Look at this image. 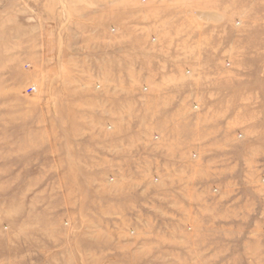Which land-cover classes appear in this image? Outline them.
<instances>
[{"label":"rangeland","instance_id":"1","mask_svg":"<svg viewBox=\"0 0 264 264\" xmlns=\"http://www.w3.org/2000/svg\"><path fill=\"white\" fill-rule=\"evenodd\" d=\"M131 1L0 0V264H264V0Z\"/></svg>","mask_w":264,"mask_h":264},{"label":"crops","instance_id":"2","mask_svg":"<svg viewBox=\"0 0 264 264\" xmlns=\"http://www.w3.org/2000/svg\"><path fill=\"white\" fill-rule=\"evenodd\" d=\"M119 4H120V2L113 4L112 8L120 7ZM129 4L130 5L132 4V7H133V10L135 11V13H137L138 11H142V9H144L143 5H141V2L139 3L138 0H132L131 3H129ZM147 30L149 32L152 31L150 28H148ZM143 31H145V29H143ZM155 31L156 30H154V33H155ZM118 45L119 44H114L113 49H116L118 47ZM152 47H151V49H152ZM143 49L144 48L141 44L135 45L133 48L132 54L129 55V58L132 59L134 61V63H139V62L143 61L147 64L145 67L146 68L145 72L148 74L147 79L150 81V83H152V81L157 80L156 78L162 79L163 77L167 76L164 73L169 72L171 67L175 68L174 65H172V64L174 63V61L177 58L175 59L171 56L165 57L168 54L167 53L165 54L164 48L163 49L162 48H156V50H153V52H155L156 55H157V53H161L158 56L143 54V52H144V51H142ZM73 59H76V58H73ZM115 59H116V55H112L111 60L113 61ZM178 67H179V65H177V68ZM108 93L110 95V94H113L114 92H112V93L107 92V93H105V96ZM118 103H119L118 99H115L114 96L113 97L110 96V97H106V99H103V101H102L103 106L102 107L114 109V108H117Z\"/></svg>","mask_w":264,"mask_h":264},{"label":"built area","instance_id":"3","mask_svg":"<svg viewBox=\"0 0 264 264\" xmlns=\"http://www.w3.org/2000/svg\"><path fill=\"white\" fill-rule=\"evenodd\" d=\"M27 93L28 94H35L36 93V88L35 87H28L27 88Z\"/></svg>","mask_w":264,"mask_h":264}]
</instances>
